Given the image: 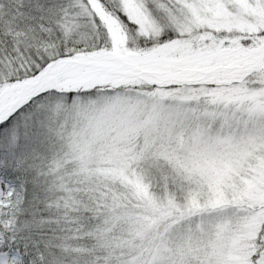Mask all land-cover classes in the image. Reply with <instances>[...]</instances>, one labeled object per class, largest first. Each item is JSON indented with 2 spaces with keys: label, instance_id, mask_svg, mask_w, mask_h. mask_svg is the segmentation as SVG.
<instances>
[{
  "label": "snow or ice",
  "instance_id": "1",
  "mask_svg": "<svg viewBox=\"0 0 264 264\" xmlns=\"http://www.w3.org/2000/svg\"><path fill=\"white\" fill-rule=\"evenodd\" d=\"M0 264H264V0H0Z\"/></svg>",
  "mask_w": 264,
  "mask_h": 264
}]
</instances>
